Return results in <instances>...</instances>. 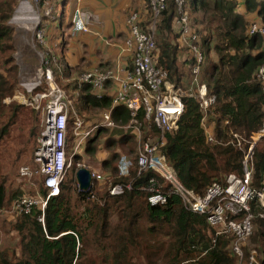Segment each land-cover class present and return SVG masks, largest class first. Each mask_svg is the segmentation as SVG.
<instances>
[{"label":"trees","instance_id":"1","mask_svg":"<svg viewBox=\"0 0 264 264\" xmlns=\"http://www.w3.org/2000/svg\"><path fill=\"white\" fill-rule=\"evenodd\" d=\"M184 1L205 56L202 79L217 98L209 112L211 121L215 122L216 141L207 140L204 114L198 99L189 92L182 97L184 111L178 128L166 133L163 151L180 180L188 188L204 194L213 182L224 183L228 174L242 175L243 152L230 142L231 131L250 136L264 122V91L256 78L258 66L264 63V34H249L251 22L245 14L239 13L237 0ZM18 4L19 0H0V140L9 137L12 127L29 113L30 134L36 141L42 129L40 110L15 99L5 101L21 89L20 67L14 56L15 30L9 23ZM245 7L246 13L257 14V20L264 25V0H245ZM145 9L146 20L141 24L147 31L153 19L149 0H146ZM177 16L175 0H167L156 27L155 59L157 65L167 71V79L184 88L186 82H192L195 59L188 46L179 41ZM51 19L43 15L40 27L48 30ZM70 25L73 29L72 18ZM186 51L188 56L181 61L180 54ZM49 57L52 59L51 54ZM128 57L126 63L131 67L132 58L129 54ZM97 67L108 69L111 66ZM64 68L74 74L88 70L81 66L70 67L67 63ZM73 83L71 98L78 114L85 119L84 112L101 111L94 125H86L84 120L83 130L99 124L84 139L81 146L84 153L94 156L102 145L113 149L118 143L126 146L134 140V131L125 127L131 120L125 103L114 105V93L105 91L98 96L90 84L78 88L76 81ZM111 84L107 82L106 88ZM46 87L44 83L34 93L44 91ZM105 111L111 112L116 126L102 123ZM143 117L141 109L137 118L143 122L145 134H159V129L151 122V130L146 132ZM74 120L71 117L68 123V154L74 152L78 138L74 134ZM132 147L128 156L133 165L127 176L118 174L117 163L121 155L118 151H112L110 157L103 160L102 165L109 170L108 179H105L108 186L103 191H96L93 185L86 191L79 188L76 172L82 154L75 152L59 194L48 200L44 223L38 219L42 213L39 208L15 216L13 229L20 239L19 252L0 250V264H235L237 259L230 247L233 236H217L207 217L186 208L179 196L170 193L168 202L163 205L149 202L152 177L155 188L168 192L171 189L153 170L138 174L137 156H131L136 152L135 143ZM36 148L37 145L33 146L31 153ZM253 163L254 184L260 186L264 176V139L255 148ZM118 182H131L133 187L123 194L113 195L111 187ZM38 184L39 189L35 192L22 193L20 189L8 192L4 181L0 180V208L25 194L39 193L46 197L48 188L42 179ZM252 205L256 229L249 240L264 257V223L257 216L259 206L256 202Z\"/></svg>","mask_w":264,"mask_h":264},{"label":"built area","instance_id":"2","mask_svg":"<svg viewBox=\"0 0 264 264\" xmlns=\"http://www.w3.org/2000/svg\"><path fill=\"white\" fill-rule=\"evenodd\" d=\"M44 14L52 17V7H47ZM178 16L175 23L181 34V39L188 46L195 62L192 65V85L190 92L200 104L204 114L203 126L207 140L216 141L214 133L215 122H208V115L216 103V95L211 94L208 84L202 79L203 63L205 56L200 45V36L196 28L191 24L190 16L185 10L184 0H175ZM153 13V19L148 30L142 27L140 13L133 12L127 18L129 35L125 40L123 51L132 58L131 67L117 65L108 69L97 66L83 71L76 77L78 88L84 84H90L94 92L101 96L106 83L114 85L113 104L125 103L130 110L131 120L125 126L130 128L138 137L137 162L138 174L153 170L160 175L171 191H163L160 187L155 188L154 177L150 179L152 193L149 202L152 205L166 204L170 193L179 196L189 210L205 215L210 227L218 235H231V252L239 258V262L245 258L244 243L253 234L254 217L253 202L259 206L257 216L264 223V176L260 186L254 184L253 157L255 148L260 140L264 139V122L250 136L232 130L230 141L237 149L243 152L242 175L230 173L225 182L215 181L210 184L204 194L188 188L179 178L174 167L170 164L163 148L166 144V133L173 132L178 128V121L184 111L182 97L186 94L181 87L167 79V71L157 65L155 59L156 50V27L167 7V0H149ZM73 28L76 31H90V25L97 20L92 12L82 11L80 7L75 8L73 17ZM29 25L35 30L36 38L41 44L45 42L46 29L41 28L42 18L40 13L30 20ZM264 34V25L259 21H252L249 25V34ZM49 54L41 67L39 78L32 85H25L29 92L47 84L44 91L35 93V108H43L42 129L37 139V148L34 159L38 166L36 173L41 175L43 184L48 188L46 197L37 194H25L16 198L9 210L12 216L20 213H30L33 208L41 209L42 213L38 219L44 223V212L51 196L60 192L61 184L65 179L67 170L72 166L73 155L91 134L95 127L83 130L84 119L74 108L73 101L66 89L62 88L54 78L50 62L54 61ZM256 78L262 84L264 91V63L258 66ZM46 99L45 105L41 101ZM144 112V121L153 123L161 133L157 142L143 140L141 121L137 118L140 110ZM74 117V134L78 137L74 152L67 153V136L69 119ZM104 121L107 126H116L111 118V112H104ZM100 123V124H102ZM118 172L122 176L130 173L133 161L130 156L121 154L118 160ZM23 178H32L34 172L29 166L23 165L19 169ZM131 182L126 184L116 183L111 187V194L120 195L126 190L132 189ZM1 210V209H0ZM247 264H264V257L258 259L257 250H253Z\"/></svg>","mask_w":264,"mask_h":264},{"label":"rangeland","instance_id":"3","mask_svg":"<svg viewBox=\"0 0 264 264\" xmlns=\"http://www.w3.org/2000/svg\"><path fill=\"white\" fill-rule=\"evenodd\" d=\"M45 1L48 2V4L45 3V5L50 8L52 6L51 2L49 0H45ZM24 2L27 4H24ZM53 8L54 7L52 6V10H51V13L53 14L52 16L54 17L55 15V17L59 20L60 11H58V9L55 10ZM20 11L21 13H19ZM44 11H45V6L41 0H19V4L16 6L14 14L11 20L9 21V23L14 27L15 30L14 56L16 58V62L20 67L19 79H20L21 89L12 98H6L5 101L7 103L10 102L12 99H15L21 103H24L30 107L35 108L36 102L34 101V97L36 94L34 92H29L25 85L27 84L32 85L39 78V75L41 73V67H44V62L48 54H51L52 58L53 56L55 57V60L49 63V65L52 68L55 80L62 88L66 89V91L69 93L70 96L73 95L72 93L74 90L72 91L71 89V82L72 83L75 82L76 77L80 73L74 74L69 69L65 70L64 67L67 59L65 58L62 59L61 57L60 49L62 42H58V44H56V40H55L56 37H53L56 34L55 30H51L49 28L48 31L46 29L45 42L43 43V45H41L38 43L36 39L35 30L28 23L30 18L35 17V15L39 13L41 15V18L43 19V15H45ZM25 14H26V18H25ZM67 24L68 22L65 20L64 21L65 30L67 28ZM213 57L216 56L214 55ZM66 85H68L69 87L66 88L65 87ZM181 88L184 90V92L189 93L192 92V89L194 87L190 80L185 83L184 88L183 87ZM44 101H46V99H43L41 101L42 105H45ZM37 110H40L39 112L42 123V118L44 116L43 108H39ZM100 113L101 111L98 110L84 112L83 114L86 119V125L90 123H91L90 125H94L95 123H97L98 119L100 118ZM28 115L29 113H26V115L24 114L21 117L19 123L12 127L11 134L9 137L0 140V180L4 181L8 192L15 190L17 191V189H20L22 193L30 192V191L35 192L39 189L38 183L42 179L36 174V170L38 166L37 164H35L34 161L35 150L31 153L32 147L37 145L36 143L38 137H36V141H34L33 136L30 134L31 121ZM82 118L84 119V117ZM208 120L211 121L210 115H208ZM146 124H147V130H146L147 132L148 130H151V124L149 121H146ZM141 130H142L141 137L143 140H150L152 142H157L160 140L162 136L160 131L159 134H155V133H149L148 135L145 134L142 121H141ZM214 133H215V126H214ZM106 136H110V135L106 134ZM137 139L138 137H136L135 134L134 140L132 139V141H130L126 146H123L118 143L117 145H115L113 149H108L102 145L100 146L99 152L94 156H88L86 153H84L83 149L78 150L79 153L82 154V157L79 160L77 166L78 167L86 166L92 171L93 175L96 176V180L93 181V186L96 187L95 188L96 191H103L108 186L106 184L105 179L106 178L108 179L109 170L105 169L104 166L102 165L103 160L105 158H109L110 153L112 151H118L120 154L128 155V153H130V148L134 145V143H135V151H137V143H138ZM104 140L105 138L102 140L101 143H103ZM133 153L134 154H131L132 157L134 155L137 156V152H133ZM23 165L29 166L30 169L34 172L35 176L33 178H23L22 176H20L19 169ZM69 171L70 170L68 169L65 178H67L68 175L67 173H69ZM16 198H14L9 205L0 208L1 209L0 210V250L10 249L19 252L20 239L17 232L13 229V223L16 221L15 219L16 217L12 216L9 212V210L12 207V203ZM255 229L256 228L254 227V232ZM255 247H256L255 244L252 243L249 240V238L245 241L243 246L245 258L241 261V264H247L248 257L250 256L251 252L253 250H257ZM247 252L248 255L246 254ZM257 255H258V259L261 260L263 258V255L260 254L258 250H257ZM246 256L248 257L246 258ZM236 259H237L236 263H238L239 258L236 257Z\"/></svg>","mask_w":264,"mask_h":264},{"label":"crops","instance_id":"4","mask_svg":"<svg viewBox=\"0 0 264 264\" xmlns=\"http://www.w3.org/2000/svg\"><path fill=\"white\" fill-rule=\"evenodd\" d=\"M54 7L60 11V19L55 15L48 25L55 30L56 44H61V57L67 59L65 63L70 67L81 66L82 69H90L94 66L117 65L127 66L128 54L123 51L124 41L129 35L127 18L133 12L140 13L142 21L146 20V0H49ZM238 11L245 14L252 22L258 19L257 14L246 13L245 0H237ZM51 6V7H52ZM80 7L82 11L92 12L97 20L91 25L90 31H76L70 25L75 8ZM56 18V19H55ZM67 28L64 29V21ZM71 29L73 33L70 35ZM53 40V39H52ZM180 43L184 41L180 38ZM53 42V41H51ZM64 42V43H63ZM187 51L180 54V60L187 58ZM105 91L114 93V85H108ZM104 91V92H105Z\"/></svg>","mask_w":264,"mask_h":264},{"label":"water","instance_id":"5","mask_svg":"<svg viewBox=\"0 0 264 264\" xmlns=\"http://www.w3.org/2000/svg\"><path fill=\"white\" fill-rule=\"evenodd\" d=\"M76 178L81 190H88L93 185V173L86 166H81L76 172Z\"/></svg>","mask_w":264,"mask_h":264},{"label":"bare ground","instance_id":"6","mask_svg":"<svg viewBox=\"0 0 264 264\" xmlns=\"http://www.w3.org/2000/svg\"><path fill=\"white\" fill-rule=\"evenodd\" d=\"M24 4H27V3L24 2ZM22 6H23V5H22ZM22 12H23V11H22ZM31 12H32V11H31ZM31 12H30V13H31ZM19 13H21V11H20ZM24 13H25V12H24ZM26 14H27V13H26ZM26 14H25V18H26ZM28 15H30V14H28ZM27 17H28V16H27ZM31 17H32V16H31ZM34 18H35V17L30 18V19L28 18V19H29V21H30V20H33ZM23 20H24V19H23ZM27 26H28V25H27ZM27 28H28V27H27Z\"/></svg>","mask_w":264,"mask_h":264}]
</instances>
